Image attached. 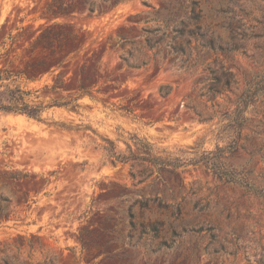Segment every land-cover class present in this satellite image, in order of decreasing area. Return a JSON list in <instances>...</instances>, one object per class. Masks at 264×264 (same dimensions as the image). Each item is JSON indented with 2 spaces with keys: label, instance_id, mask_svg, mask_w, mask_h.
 <instances>
[{
  "label": "rangeland",
  "instance_id": "rangeland-1",
  "mask_svg": "<svg viewBox=\"0 0 264 264\" xmlns=\"http://www.w3.org/2000/svg\"><path fill=\"white\" fill-rule=\"evenodd\" d=\"M48 2L0 0V71L22 72L16 84L44 106L78 97L79 84L93 87L76 109L47 107L40 120L0 113V210L6 204L8 214L0 225V264H91L81 254V230L90 231L88 240L100 250L124 251L128 258L122 262L179 264L197 245L198 259L187 264H264V197L220 180L201 164L182 169L180 190L172 192L152 179L134 187L129 166L112 164L104 150L107 140L117 150L125 151L126 144L134 149L133 135L162 158L190 160L203 151L229 148L227 164L264 193V0H180L187 14L192 2L201 10L198 31L185 23L197 34L181 39L183 58L173 62L176 56H167L163 47L139 69L120 60L119 30L127 28L136 41L130 59L136 63L137 49L144 47V24L138 21L180 4L126 0L101 14L77 4L72 16L52 18ZM54 23L77 36L74 49L56 50L55 56L40 46L32 52L44 27L59 28ZM40 62L45 66L36 65ZM164 87L166 97L160 93ZM245 89L252 102L236 134L229 120ZM190 101L212 120L199 121L186 106ZM155 194L177 204L178 214L139 207L138 201ZM130 215L135 222L141 216L164 220L159 239L146 241L147 249L146 237L134 247L124 237ZM139 236L138 231L132 242ZM160 241L170 247L150 252L149 245ZM94 261L118 262L104 254Z\"/></svg>",
  "mask_w": 264,
  "mask_h": 264
},
{
  "label": "trees",
  "instance_id": "trees-1",
  "mask_svg": "<svg viewBox=\"0 0 264 264\" xmlns=\"http://www.w3.org/2000/svg\"><path fill=\"white\" fill-rule=\"evenodd\" d=\"M126 0H99L98 3L94 0H49L46 5V13L52 18H58L63 16H72L75 12L77 4H80L82 8L88 9L91 13H105L112 10L124 3ZM175 4H180L177 10L174 7L164 6L161 9L150 13V18L139 20L138 23H143L144 27L141 29L142 38L144 40V47L137 49L139 58L136 63L130 62L133 57V50L136 49V41L128 37L124 32L127 28L123 27L117 34V44L119 47L120 60L126 64L128 68H144L149 65L154 59L159 56L161 49L165 47L166 55H175V59H171L173 62L177 59H182L185 54L184 45L181 41L186 33L189 36L197 34L200 29L201 10L197 8V3L192 2L193 8L187 14L186 8L181 4L180 0H170ZM138 15L134 16L136 18ZM142 21V22H141ZM185 23H193L195 30H187ZM51 26H58L57 30L50 28V26L44 27L31 44V51L33 52L37 46H40L42 50H49L51 56H55L56 50L61 53L69 47V54L74 49L76 35H72L66 31L60 29L61 25L54 23ZM161 31V34L159 32ZM199 35V34H198ZM203 37V35H199ZM190 41L187 40L186 44ZM114 46V47H115ZM212 47V46H210ZM37 66H45L44 62L36 64ZM22 72L13 73L11 70L5 68L0 71V113L3 114H22L28 118L40 120L41 115L47 107H58V108H77V100L85 95L89 94L92 85L87 87L79 84L76 91L79 93L78 97L70 99L68 101L58 102L52 101L49 105L37 104L31 100L32 93L30 91L23 90L19 85L16 84L17 79L22 75ZM32 80V77L27 78ZM56 82L52 89H56ZM245 89L238 98V102L235 110L231 113L232 118L229 120V128L239 134V131L244 126L246 117L245 112L252 102V93ZM160 93L163 97L168 96L169 92L167 87L161 88ZM194 101H190L186 104L188 110L195 113L196 117L201 122L211 121L213 116H204L202 112L196 110L193 105ZM121 110L126 113H130L131 110L125 107H120ZM230 112H226L223 116L229 115ZM130 140L134 145V149L129 144H126V150H117L115 144L107 140V147L104 148L107 159L112 164H127L129 166V178L134 187L141 185L142 183L152 179L153 182H159L160 184L166 185L170 191L180 190L183 188V182L180 177L183 172L182 169L192 165L198 164L203 165L206 169L210 170L215 176L226 183L237 184L243 187L245 190L252 192L254 195L264 197L263 192H259L254 189L246 180L239 177V173L234 171L231 166L226 162L227 157H224L225 153L229 148L216 147L214 151H203L201 154H196V157L190 160H183L181 158H162L157 156L154 152L153 146L144 139L139 138L136 135L131 136ZM2 202L7 203L6 199H2ZM139 207L143 210H151L155 206L158 210L172 209L173 214H178L179 206L177 204H169L164 199L155 194L147 199H141L137 202ZM6 204L1 205L0 210V225L8 220V214ZM130 220L128 226L130 231L125 238L129 239V244L134 247L139 243L143 237V248L146 247V241H157L160 237V233L165 224L164 220L156 219L153 220L151 217L145 218L141 216V221L135 222L133 216H129ZM139 231L140 236L136 242H132L134 234ZM201 231V230H199ZM198 231V232H199ZM210 231V229H208ZM90 231L81 230L78 234V241L81 244V254L91 264L95 263L96 256L104 254L110 259H117V264H134L129 260L122 262L123 259L128 258V255L124 251L117 253L112 248H105L100 250L91 241L88 240ZM209 241L214 240L212 233L207 236ZM150 252L159 253L161 250L167 249L168 246L164 241H160L156 246L149 245ZM198 246H192L189 251L190 254L186 255L182 262L179 264H187L190 259V263H193L199 257ZM96 251L99 254L95 255ZM7 264V263H5ZM9 264V263H8ZM144 264H148L145 261Z\"/></svg>",
  "mask_w": 264,
  "mask_h": 264
}]
</instances>
